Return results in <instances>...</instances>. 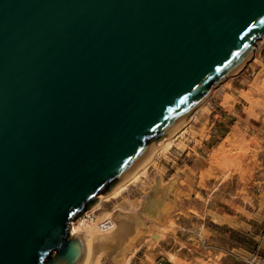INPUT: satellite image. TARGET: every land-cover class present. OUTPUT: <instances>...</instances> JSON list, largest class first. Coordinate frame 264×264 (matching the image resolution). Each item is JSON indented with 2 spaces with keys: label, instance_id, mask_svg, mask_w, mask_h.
Masks as SVG:
<instances>
[{
  "label": "water",
  "instance_id": "obj_1",
  "mask_svg": "<svg viewBox=\"0 0 264 264\" xmlns=\"http://www.w3.org/2000/svg\"><path fill=\"white\" fill-rule=\"evenodd\" d=\"M264 39V0H0V264H76L70 225Z\"/></svg>",
  "mask_w": 264,
  "mask_h": 264
},
{
  "label": "rangeland",
  "instance_id": "obj_2",
  "mask_svg": "<svg viewBox=\"0 0 264 264\" xmlns=\"http://www.w3.org/2000/svg\"><path fill=\"white\" fill-rule=\"evenodd\" d=\"M179 129L169 146L157 141L144 176L84 212L138 223L98 264H264V39ZM226 138L239 148L215 160Z\"/></svg>",
  "mask_w": 264,
  "mask_h": 264
},
{
  "label": "bare ground",
  "instance_id": "obj_3",
  "mask_svg": "<svg viewBox=\"0 0 264 264\" xmlns=\"http://www.w3.org/2000/svg\"><path fill=\"white\" fill-rule=\"evenodd\" d=\"M193 117V115L191 116ZM190 117V118H191ZM180 129L172 131L166 138H164L158 146L166 144L170 145L172 139L179 133ZM234 135V130L231 135ZM156 147V146H155ZM239 148V147H235ZM234 145L229 138H226L222 144L219 145L217 150L213 152V158L219 159L220 156H229V153L235 149ZM155 148L152 149L150 156L146 161L132 172L129 178L112 189L109 193L99 195L96 203L92 208L96 209L101 204V200L116 197L124 191L128 184L135 182L139 177L144 176L145 169L148 166ZM223 159V158H222ZM92 208L89 211H92ZM89 211L84 213L78 220L71 223V233L77 236L79 232H83L82 252L76 264H98V251H104L108 259L115 258V254L122 250L129 244L134 232L138 227L135 219L132 216L117 214L113 218L103 217L98 222L90 219L88 216ZM75 223V224H74ZM76 223L78 225L75 227ZM137 235V234H136ZM135 235V236H136ZM133 236V237H135ZM80 238V236H78ZM102 253V252H101Z\"/></svg>",
  "mask_w": 264,
  "mask_h": 264
}]
</instances>
